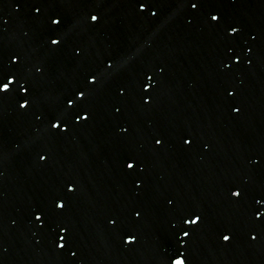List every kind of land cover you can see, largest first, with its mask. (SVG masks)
Here are the masks:
<instances>
[{"label": "snow or ice", "instance_id": "obj_1", "mask_svg": "<svg viewBox=\"0 0 264 264\" xmlns=\"http://www.w3.org/2000/svg\"><path fill=\"white\" fill-rule=\"evenodd\" d=\"M140 7L142 8L143 7V4H141ZM192 7L195 8L196 5L193 4ZM92 19H96V17H92ZM219 19L220 18L217 15H212L211 16V20L212 21H219ZM51 23L53 25L59 26L61 22H60V20L53 19ZM236 31H237V29L234 28V27L231 29V32L232 33H235ZM51 44H53V45H59V41L56 40V39H52L51 40ZM237 60H238V58H237ZM12 62L14 64H16L17 66L14 69L13 74L10 75V76H8V77H6L7 82L6 83H0V93H13L14 95H17L18 96L17 102L19 104V107L20 108H27V107H29V104H30V101H31V98H32L31 85L24 86V85H20L19 84V80H20V64H19L18 58L15 55L12 57ZM2 79H4V77H0V80H2ZM148 80L151 81L152 80V77L149 76L148 77ZM13 84H16L17 87L16 88H11L10 85H13ZM150 87H152L151 84H145L144 85V88H150ZM77 92L79 93V95L81 97L84 96V91L83 90H78ZM77 92H75L74 95H76ZM21 101H23V103H21ZM65 103L68 106L67 107V110H68L69 118H73L74 117L75 119L79 120L80 115L76 114L75 116H73V113L71 111H69V109H72L71 108V105L73 104V99L69 98V99L66 100ZM54 127H59V125L58 124L57 125H54ZM156 143L159 144L160 141L157 140ZM185 143H190V142L189 141H185ZM41 158L43 159V157H41ZM127 167L131 169V168L134 167V165L132 163H128ZM240 194H241L240 191L233 192V195L236 196V197H239ZM257 203H260V202L257 201ZM58 206L62 208L63 207V204H60ZM38 213L39 212H37L35 214V218L37 220H41V217H40V215ZM136 215L139 216V213H136ZM260 215H261V213L258 211L256 213V216L257 217H260ZM198 219H199V217H197V219L192 220L191 223L195 224ZM61 231L64 232L66 230L62 228ZM184 235L187 236L188 235V232L185 231ZM64 238L65 237L63 235L60 236V240L61 241H63ZM253 238H255V237H253ZM223 239L224 240H228L229 237L227 235H225L223 237ZM58 246L60 248H63L64 247V244L63 243H60ZM179 264H183V262L181 261V262H179Z\"/></svg>", "mask_w": 264, "mask_h": 264}]
</instances>
